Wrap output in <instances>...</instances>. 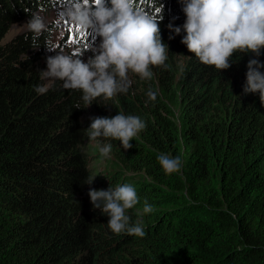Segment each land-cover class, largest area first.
I'll return each instance as SVG.
<instances>
[{
  "label": "trees",
  "instance_id": "1",
  "mask_svg": "<svg viewBox=\"0 0 264 264\" xmlns=\"http://www.w3.org/2000/svg\"><path fill=\"white\" fill-rule=\"evenodd\" d=\"M73 1L0 0V264H120L118 246L133 249L134 261L122 264H264V104L258 92L243 91L256 57L237 52L220 72L204 65L180 42L183 29L169 28L184 23L180 0H136L158 19L167 68L150 66L151 80L132 74L126 94L87 108L81 92L59 80L37 94L48 36L37 49L26 29L5 36L14 21ZM117 112L146 128L126 151L105 141L121 164L103 155L95 162L110 161L113 187L136 188L139 202L127 212L143 224V238L113 234L87 195L99 181L88 178L104 174L90 164L96 153L84 150L89 118ZM161 153L179 156L182 170L165 175ZM145 201L153 212H143Z\"/></svg>",
  "mask_w": 264,
  "mask_h": 264
},
{
  "label": "clouds",
  "instance_id": "2",
  "mask_svg": "<svg viewBox=\"0 0 264 264\" xmlns=\"http://www.w3.org/2000/svg\"><path fill=\"white\" fill-rule=\"evenodd\" d=\"M180 3L185 16L182 28L169 25L176 35L183 29L180 42L202 64L214 66L219 72L232 66L233 54L251 53L256 58L247 62L243 91L245 94L258 92L264 104V72L260 71L264 63L257 59L264 49V0H180ZM67 15L78 30L91 32L99 38V43L87 49L93 55L84 60L82 53L65 54L62 49L57 50V44L46 39L44 46L54 55L46 56V70L39 71L40 79L46 83L35 88L37 94H46L59 80L65 90L80 91L87 108L97 98L111 100L118 94H126L132 84V74L141 80H151L154 73L150 66L168 67L165 62L169 48L161 38L158 19L137 6L136 0H107V3L83 0L73 4ZM24 27L32 34L31 48L37 49L39 38L48 31L44 18L32 12ZM147 96L153 102L157 99V93L151 89ZM89 119L88 138L95 141L103 156H108L113 147L105 141H119L126 151L133 147L130 141L146 128L143 119L123 112ZM157 161L165 175L179 173L183 167L179 156L161 153ZM96 175L89 177L85 184L91 185ZM87 195L92 208L108 217L107 226L113 234L145 236L143 224H132L127 212L139 202L132 184L109 186L107 190L89 188ZM153 211V206L145 201L143 212Z\"/></svg>",
  "mask_w": 264,
  "mask_h": 264
},
{
  "label": "rangeland",
  "instance_id": "3",
  "mask_svg": "<svg viewBox=\"0 0 264 264\" xmlns=\"http://www.w3.org/2000/svg\"><path fill=\"white\" fill-rule=\"evenodd\" d=\"M73 2L74 4L83 3V0H77ZM91 2L92 0H90V3ZM72 6L73 5H55L50 10L40 9L37 10L36 12H38L44 18V21L48 27V31L45 32L46 36H48L47 39L50 40L52 43L58 45V49H57L58 51L62 49L65 54H69V55L76 52H80L83 54L82 59L87 60L90 56L93 55V53L91 51H88L87 49L93 44H98L99 38L95 37V35L92 34L91 32H81L70 22L69 17L67 15V10L70 9ZM29 18L25 17L23 19L14 21L5 37L8 38L13 33L22 29H26L24 27V24L27 22ZM44 54L46 56L54 55V53H50L47 50H45ZM88 114L89 112L87 111L83 114V116H86ZM84 150L96 153L94 156L91 157L92 159L90 160V164L92 166L94 165L95 168L104 169L103 170L104 174L102 178L96 175V178L99 181L95 189L107 190L109 186L113 187L112 181L109 178L105 177V174L109 173L110 170H112V166H110V161L107 165L104 164L102 161L99 163L95 162V158L101 156V153L99 152V149L97 148L95 141L88 140L85 143ZM104 157L109 158V160H115L116 162L121 164L118 161V159L114 157L112 153ZM127 173L131 174L132 172L128 170ZM131 176L141 177V173H134ZM114 253L116 254V259L120 262V264H122V262H128L130 260L134 261L132 255L133 249L132 250L127 249V251H125L124 248L118 246L115 249Z\"/></svg>",
  "mask_w": 264,
  "mask_h": 264
},
{
  "label": "snow or ice",
  "instance_id": "4",
  "mask_svg": "<svg viewBox=\"0 0 264 264\" xmlns=\"http://www.w3.org/2000/svg\"><path fill=\"white\" fill-rule=\"evenodd\" d=\"M97 2H99V0H97Z\"/></svg>",
  "mask_w": 264,
  "mask_h": 264
}]
</instances>
